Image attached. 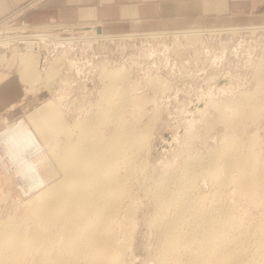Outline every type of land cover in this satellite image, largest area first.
I'll return each instance as SVG.
<instances>
[{
  "label": "rangeland",
  "instance_id": "1",
  "mask_svg": "<svg viewBox=\"0 0 264 264\" xmlns=\"http://www.w3.org/2000/svg\"><path fill=\"white\" fill-rule=\"evenodd\" d=\"M34 1L27 0L0 17V40L10 39L9 44L0 45V133L23 119L35 130L29 119L42 113H46L45 122L61 121L66 130L77 131H72L74 139L83 135L76 123L79 121L83 125L94 123V140L111 137L120 124H126L124 129L131 126L136 131L148 130L145 140L137 136L121 154L125 157L119 158L121 162L125 160L119 164V172L127 177L130 208L124 206L114 230L116 264H172L163 256L164 237L154 227L160 207L150 191L163 176H176L188 169L190 161L194 162L190 168L197 176L192 192L200 198L201 206L209 208L214 199L213 202L233 210L238 222L233 234H246L240 243L243 256L235 264H264L260 257L264 249V82L258 94L259 109L253 111L247 105H237L239 94L253 91L257 78L264 76V30L155 39L147 34L156 32H146L142 37L78 40L72 42L71 48L68 46L66 53L62 51L67 44L53 42L47 46L40 41L38 47L46 59L43 67L57 58L63 64H59L58 74L47 81H33L34 85L18 71L22 66L14 62L15 54L34 53L21 44L19 37L34 32L55 33L63 39L91 35L86 29L88 25L29 26L23 13L26 8L39 6ZM108 69L128 71L130 77L117 81L110 77L104 81L101 76ZM41 74L44 77L46 73L43 70ZM153 78L165 82L164 87H152ZM46 82L53 85L48 88ZM216 86L219 89L215 94L205 93ZM30 87L33 90L28 92ZM227 149L237 150L242 158L249 154L255 157L258 179L253 192L239 191L234 183L220 191L204 171L210 157ZM3 155L0 144V233L10 226L25 232L35 223L41 232L26 241L25 254L42 241H54L61 218L46 217L37 198L39 192H29L11 162H2ZM223 157L218 160L219 177L230 173L236 177L239 169L226 170L227 157ZM195 160L204 162L205 167ZM21 264L29 263L23 259Z\"/></svg>",
  "mask_w": 264,
  "mask_h": 264
},
{
  "label": "bare ground",
  "instance_id": "2",
  "mask_svg": "<svg viewBox=\"0 0 264 264\" xmlns=\"http://www.w3.org/2000/svg\"><path fill=\"white\" fill-rule=\"evenodd\" d=\"M233 23L235 24L234 21ZM88 28L91 35L79 38L63 39L55 36V33L53 35L34 32L35 36L26 43L30 47L28 50L34 51V53L27 56L25 55L27 53L15 54L14 62L22 66V69L19 67L21 70L18 71H21L22 75L33 83L39 79L47 81L61 68L59 64L63 62V59H61L62 62H59L60 58L51 62L49 66L43 67L46 59L40 53L38 47L40 41L47 46L53 42L67 44L64 45L66 50L62 51V53H66L68 46L70 45L71 48L72 42L78 40H116L125 37L146 36L145 33L109 34L100 25H88L86 29ZM260 30H264V24L246 27L166 30L147 35L155 39L170 35L174 37L181 35L204 36L215 33L257 32ZM20 38L27 40L26 36ZM9 42L10 39H2L0 45L9 44ZM43 70L46 74L41 77L40 74ZM124 71L108 69L101 78L104 81L110 77L116 81L128 79L130 74L128 71ZM258 72L260 75V70ZM155 79L153 78L151 81L152 87L156 85L157 88L164 87L165 82ZM263 82L264 76L260 75L253 91H244L239 94V98H236L237 105H247L253 111L259 109L258 94ZM40 83L42 82L40 81ZM33 84L35 85V83ZM51 85H53L52 82L48 88ZM219 86L212 88L210 92L205 91V93L207 95L215 94ZM31 88L28 92L33 90ZM51 102L54 103V101ZM52 115L58 116L57 114ZM45 117L46 113H42L41 116L36 115V117L30 118L31 122L29 119V123H33L35 130L30 128L24 119L13 125L9 124L0 133V144L5 152V156L3 155L1 158L5 164V160L11 162L12 168L16 169L17 176L22 178L29 192H34L33 194L39 192L37 198L41 211L45 213L46 217L60 216L56 239L42 241L40 246L31 247L24 254L26 241L41 233L38 232L39 224L35 223L29 226L25 232L15 226L6 227L2 231L3 233H0V264H21L23 259L29 264L80 263L82 261L85 264H116L117 238L114 235V230L118 227V218L122 214L124 206L129 207L127 206L129 197L126 185L127 177L125 176V178L119 172V164L125 163V160L121 162L119 158L125 157L121 154L125 153L129 142H133V140L135 142L137 136L145 140L149 132L148 130L136 131L131 126L124 129L123 126L126 124H120L114 129L111 137H105L106 139L100 137L94 140L92 135V124L94 123L83 125L78 124L79 121L76 123L83 135L74 139L72 136L77 131L72 129L70 132L68 128L66 130L60 125L62 124L60 117V120L55 119L60 121V123L55 121L57 124L45 122ZM56 134L57 138H54ZM60 134L63 135L60 137ZM220 153L210 157L206 169L203 168L211 182L218 185L219 190L223 192L230 183H234L239 191H252L256 187L258 179L254 171L255 157L249 154L242 158L237 150L230 152L227 149ZM223 156L227 157L224 163L226 170L239 169V174L236 177L231 176V173L226 177H219L218 160ZM192 163L194 162H188L189 168L176 176L165 175L158 179L155 182L154 190L150 191L160 207L154 227L165 240L163 256L172 264H235L243 256L241 252L244 247L241 248L240 243L246 234L239 236L233 234L238 223L237 217L233 210L222 206L216 198L217 202H213V199L209 208L201 206L200 198L195 197L192 192V183L196 176L195 171L190 168ZM196 163L205 167L204 162L196 161ZM56 243L58 247L54 249ZM260 257L264 261V249H262Z\"/></svg>",
  "mask_w": 264,
  "mask_h": 264
},
{
  "label": "crops",
  "instance_id": "3",
  "mask_svg": "<svg viewBox=\"0 0 264 264\" xmlns=\"http://www.w3.org/2000/svg\"><path fill=\"white\" fill-rule=\"evenodd\" d=\"M26 1L0 0V17ZM35 2L39 6L26 8L23 13L31 27L100 25L106 33L125 34L264 24V0H35L33 3Z\"/></svg>",
  "mask_w": 264,
  "mask_h": 264
},
{
  "label": "built area",
  "instance_id": "4",
  "mask_svg": "<svg viewBox=\"0 0 264 264\" xmlns=\"http://www.w3.org/2000/svg\"><path fill=\"white\" fill-rule=\"evenodd\" d=\"M30 35H32V36H26L27 37V40H25L24 38H18L19 40H21V43L22 44H26L27 43V41L31 38V37H33V36H35L34 34H30ZM13 41V40H12Z\"/></svg>",
  "mask_w": 264,
  "mask_h": 264
}]
</instances>
